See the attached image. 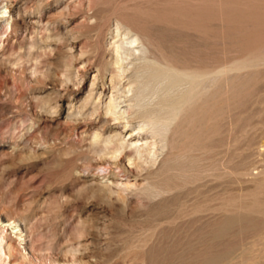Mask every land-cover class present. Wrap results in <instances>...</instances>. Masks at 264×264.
<instances>
[{"label":"rangeland","instance_id":"rangeland-1","mask_svg":"<svg viewBox=\"0 0 264 264\" xmlns=\"http://www.w3.org/2000/svg\"><path fill=\"white\" fill-rule=\"evenodd\" d=\"M9 2L16 25L7 38L0 25V211L21 218L27 238L37 239L24 264H264V214L238 208L264 201V191L256 192L264 189V64L223 97L214 140L193 151V172L211 168L208 174L169 198L132 193L122 205L80 197L85 169L98 155L72 142L85 126L139 144L149 135L134 128L139 119L122 127L106 122L102 110L90 115L112 91L104 65L114 22L149 33L176 59L211 60L217 50L226 63L264 42V0H109L68 15L60 12L67 0ZM11 61L25 68L16 85Z\"/></svg>","mask_w":264,"mask_h":264},{"label":"bare ground","instance_id":"bare-ground-1","mask_svg":"<svg viewBox=\"0 0 264 264\" xmlns=\"http://www.w3.org/2000/svg\"><path fill=\"white\" fill-rule=\"evenodd\" d=\"M108 1L67 0L60 12L68 15L83 9L93 11ZM38 10L41 11V6ZM114 23L110 32L113 39L109 43L110 58L104 65V70L110 74L112 91L102 109L95 103L90 115L99 114L102 110L109 117L106 122L116 121L122 127L132 126L133 121L139 119L140 124L134 128L148 130L149 135L139 144V139H127L120 131L104 135L103 129L91 131L85 126L76 132L72 142H84L93 154L98 155V159L86 167V179L77 193L82 198L98 197L122 205H128L132 193L160 201L175 195L179 187L191 182L194 177L208 174L211 168L193 172L199 160L193 151L209 145L208 139L214 140L223 97L230 92L237 93L238 86L245 82V75L249 76L254 67L264 64V42L238 55L234 53L236 56L226 63L219 60L217 50L211 60L191 63L188 59L173 57L170 47L166 50L159 47L155 37L142 29L123 20ZM0 25L6 38L16 25L9 0H0ZM1 42L5 39L0 38ZM17 63L10 62L8 75L12 85L24 79L25 68ZM84 68L85 65H82L76 70L80 73ZM130 70L132 73L128 75ZM3 72L5 69L0 67V86L4 84ZM64 75L67 81L73 80L70 73ZM127 75L128 79L124 82ZM128 133L130 135L131 131ZM176 136L180 138L179 142L175 140ZM175 149L179 152L174 153ZM214 171L215 168L211 173ZM262 191L263 185L258 186L256 192ZM195 208L198 209L197 206ZM238 208L246 210L247 214H264V201L254 199ZM6 215L0 211V222L5 223L0 226V264H24L31 257L29 255L34 251L37 239L31 241L27 238L30 231L21 218L10 221ZM196 218L202 219L201 216ZM7 225L18 239H13L11 232L6 233ZM34 225L32 228H35Z\"/></svg>","mask_w":264,"mask_h":264}]
</instances>
